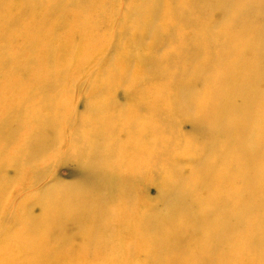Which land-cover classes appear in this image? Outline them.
<instances>
[{"label":"bare ground","instance_id":"6f19581e","mask_svg":"<svg viewBox=\"0 0 264 264\" xmlns=\"http://www.w3.org/2000/svg\"><path fill=\"white\" fill-rule=\"evenodd\" d=\"M48 1L0 0V264H264V0Z\"/></svg>","mask_w":264,"mask_h":264},{"label":"rangeland","instance_id":"374dc122","mask_svg":"<svg viewBox=\"0 0 264 264\" xmlns=\"http://www.w3.org/2000/svg\"><path fill=\"white\" fill-rule=\"evenodd\" d=\"M56 2H58V0H49L48 1V6H50V5H53V4H55ZM38 6H40L41 4H37ZM89 77V75L87 74L85 77H83V78H88ZM64 82H67V83H69V82H75L74 81V79H70V78H67L66 77V79H64ZM101 99H103V100H105L106 99V101L108 100V98H104V97H102ZM45 121H47V119L46 118H44V120L42 121V122H45ZM62 172H63V174L65 175L66 174V170L65 169H63L62 170ZM68 180V181H67ZM66 180V183H71L72 181H70L69 179H67Z\"/></svg>","mask_w":264,"mask_h":264}]
</instances>
